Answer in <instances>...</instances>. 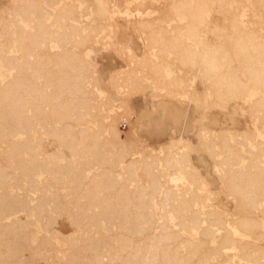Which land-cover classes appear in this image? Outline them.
<instances>
[{
	"label": "bare ground",
	"instance_id": "1",
	"mask_svg": "<svg viewBox=\"0 0 264 264\" xmlns=\"http://www.w3.org/2000/svg\"><path fill=\"white\" fill-rule=\"evenodd\" d=\"M10 1L5 8L10 17H0L5 38L0 44L6 42L0 49V264H36L52 256L62 264H264V146L255 142L264 135V35L257 33L262 25L256 32L247 29L231 11L259 7L254 13L264 23V0H160L156 7L164 8L157 17L132 19L148 35L153 63L149 54L142 56L138 65L115 72L113 82L118 89L128 87V95L158 86L160 97L150 112L107 111L102 120L100 104H111L99 93L86 50L104 27L85 21L84 0H39V6L36 0ZM135 2V9L153 7ZM44 3L55 7V16ZM112 3L116 12L123 11L120 0ZM213 13L226 15L231 29L217 46L206 44L207 35L220 27ZM173 19L179 26L169 30ZM131 61L137 64L134 57ZM142 71L147 72L139 76ZM191 78L207 83L204 93L190 88ZM202 100L220 109L242 101L254 126L212 137L204 128L197 134L200 141L190 143L182 133L189 121L177 104L194 107ZM121 119L137 123L139 132L171 134L173 128L177 135L161 153H148V144L132 130L121 136ZM46 136L57 138L60 148L44 152ZM238 138L245 140L239 142L242 148L250 145L249 155L230 146V139ZM62 147L72 151L71 159ZM191 150L216 158L213 168L228 166L219 177L223 190L210 189L212 182L193 171ZM179 179L187 185L185 193L175 188ZM204 188L210 194L200 191ZM222 191L235 201L232 212L214 203ZM56 212L72 217L76 231L65 237L52 228ZM220 230L226 252L216 241Z\"/></svg>",
	"mask_w": 264,
	"mask_h": 264
},
{
	"label": "rangeland",
	"instance_id": "2",
	"mask_svg": "<svg viewBox=\"0 0 264 264\" xmlns=\"http://www.w3.org/2000/svg\"><path fill=\"white\" fill-rule=\"evenodd\" d=\"M111 1L112 0H84V4H83L84 6H86V11H85V16H84L85 21L87 23H90L91 25L99 24L102 26V28L103 27L105 28V29L104 28L102 29L103 31H101V29H98V30H100V32L98 33L99 35L98 36H97V34L93 35L94 38L96 36L95 42L94 41H93L94 43L90 42L88 44V47L90 48V50H89V48H87V50H86L88 58L92 61L93 64H95L94 65L95 67L93 66V68L95 70L94 69L93 70H94V75L96 77L97 87L99 88V93L105 99L109 100L110 104H111V107H109L107 105L105 106L103 104V102L100 104V106L97 110L100 113V116H99L100 120L103 119V114L107 111L110 112L111 115H120L124 111V109H129V110L134 109L133 110L134 112H142L144 110L150 112L151 111L150 107L152 106V104L154 105L157 103V101L159 100V98H157V97H160L159 94L161 92L160 87H158V86L154 87L153 86L154 88L152 87V89H151L149 87L143 93H135V94L130 93L131 95H128L127 93L129 92V90H127V89H129V88L127 87V88L118 89L119 88V86L117 87L118 83L116 84V82L115 83L113 82V81L117 80V78L115 80H113L112 76L117 71H119V72L125 71L126 72L127 70L131 69L132 67L138 65L139 64L138 61H142L143 58L147 59L148 54H149L148 58H150V60H151L150 63H153L154 58H152L153 56L150 54L151 50L149 51L147 43H146V40H147L146 36H148V35L145 32L143 33L142 30H137V28L132 25V22H133V20L135 21V19L141 20V18L152 19V18L157 17L159 14L158 11L161 10L163 5H161L160 10H159V7H156V6L161 4L160 0L159 1L158 0H142L143 2L148 3V4H150V2H151V5H148V6H153V7L147 9V7L144 5L145 8L147 9V10H145V8L143 6L141 7L139 5L135 9V8H133V6L135 5L134 7H136V5H137V3L135 2L136 0H124L123 2H122V0H120L121 4H122L121 8H123L122 9L123 11L122 12H116L115 11V8H116L115 3L114 4L112 3V2H115V0H113L112 2ZM162 1H166V0H162ZM226 1H229V0H226ZM10 2H11L10 0H0V17L1 16H3V17L5 16L7 18L10 17V15L8 14V9H6L7 11L5 10L6 7H8L9 5L11 6ZM41 3L42 2L39 0H36V2H35V4L37 6L41 5ZM152 3L154 5H152ZM162 4H163V2H162ZM45 7L51 16H55L56 9H55V7H53L52 4L47 3V4H45ZM238 7L239 8L241 7V9L233 10V8H232L231 11L232 12L234 11L235 13L239 14L240 18L243 19L246 28L247 29L257 28L258 29L262 25V27H260L258 29L257 33H260V35H264L263 34L264 33V23H261L259 16L254 13V10L256 11L257 7L256 8L253 7L254 10L251 7L245 8L242 5H239ZM126 8H129V9L133 8L134 10L131 9L129 11V14H126L124 12V9H126ZM239 10H241V14L239 13ZM257 11L256 12L259 14L260 13L259 7H258ZM140 12H142V13H140ZM151 13H152V15H151ZM215 13H219V12H215ZM220 15H222V16H220ZM223 15L224 14H222V13H220V14H214L213 13L212 14V17H213L212 21L215 24H217L218 26H220L219 29L217 28V30H216V35L219 38H222V37L225 38L226 37V39L222 38V40H221L219 38L214 37V36H216V35H214L215 33L213 34L214 36L212 37V33L211 34L209 33L207 35L208 39L206 38V42H208L206 44L209 46L210 45L211 46H217L219 44V42H226L228 39L227 34L228 35L230 34L231 29L229 26L228 17L226 15H224V16ZM16 17H17V15H15V18ZM12 18H14V15L12 16ZM255 20L258 23H256ZM170 23L172 25L168 27L169 30L172 29V26L174 27L176 25L175 28L177 26H179L177 21L174 19ZM128 28L130 30H128ZM134 29L136 31H134ZM257 29H254L255 32L257 31ZM115 31H117V32H115ZM219 34L221 36H219ZM4 39L5 38H1V36H0L1 41H4ZM259 39L261 41L262 38H259ZM90 44H92V45H90ZM125 46H126V48H125ZM0 49H3V50L6 49V42L0 44ZM145 49L147 50V53H144L146 51ZM120 50H122V51H120ZM148 51H149V53H148ZM133 52H134V54H133ZM146 54H147V56H146ZM142 56H143V58H142ZM131 57L132 58L134 57V60H135V62H137V64L133 63L131 61L132 60ZM130 64H131V66H130ZM146 70H149V65H148ZM146 72L142 71L141 73H139V76H141L142 74H144ZM123 74L124 73H121L120 77L124 78L125 76L123 77ZM176 74H178V73H176ZM122 78H119V79H121L123 81ZM189 84H191L190 85L191 89H194V90L197 89L196 91H198V92H203L207 86V83L205 84V82L201 78L192 79V81H189ZM194 84L196 86L195 88H194ZM97 87H95V89H97ZM123 91L125 94L123 93ZM157 95H159V96H157ZM203 102H204V100H202L201 103H196L194 105V107L191 103H186V102H181V103L177 104L181 108V110L186 113V118L189 121L187 128H185V130L182 133H183L184 137H186L190 140V143L197 144L200 141V139L199 140L197 139L198 137L200 138V135H197V134H199L198 131H202L204 128L208 129L207 131H209L207 135L209 137H212L211 136L212 133L225 131L226 129H231L232 131L244 133V132H246V130H249L251 127L254 126V123L251 119V116H249L250 113H248L249 111H248L247 107L245 108L244 107L245 104L244 105L241 104L242 101H239L240 103H236L235 101H233V102L230 101V103L227 105L226 109H222V108L220 109V107L217 108V106H216V108H214V106L212 108L209 107L210 108L209 109L208 108L209 101L206 103L205 102L203 103ZM198 104H200L202 106L204 105V106L203 107H201L200 105L196 106ZM195 107H197V108H195ZM205 108H207V109H205ZM152 116H157V114H153ZM111 119H112V117H109V120H106V121L109 122ZM253 120H254V118H253ZM144 121H145V123H147V119H145ZM75 125L79 126V123L75 122ZM130 125H131V123L129 121L127 122L126 120L124 121V119H121L120 121H118V129L121 132V136L125 137V135L132 130V135L135 138L139 139L140 142L143 141L142 143L144 145L148 144V145H146V147L148 148V150H147L148 153H152V152L153 153L154 152L161 153L162 150L164 149L163 144L166 143L170 139L171 136L175 137L177 135V132H175L176 130L173 128L171 129V134L173 133L171 135L170 132L167 131V129L163 130L159 133H156V132L153 133L152 129H144L141 132H139L138 128L136 126L137 123L135 126L134 125L130 126ZM211 131H214V132H211ZM237 140H239V141H237ZM237 140L236 139H230V141H229L230 146H231V144H232V147L236 146L238 148V151L240 148L241 153L240 152L239 153H240V155L242 154V156L243 155H249V153L246 152V149L250 148V145L247 143L245 145V149H244L241 147L243 145V143H241V142H245V140H243L242 138H238ZM233 141H236V142H233ZM43 142H44L43 146L45 149L44 152H48V153L50 152L51 153V152L58 150V148H60L59 141L55 137L46 136L43 138ZM237 142L238 143L240 142L242 145L240 143L237 144ZM255 142L256 143L262 142V144H263L264 143V135H263V137L258 136L257 140ZM262 144H261V146H264V144L263 145ZM233 145H235V146H233ZM190 152H191L190 153V159H191L190 161L192 163V166L195 168V169L193 168V171L201 172L212 182L210 189H213L216 191L222 187L220 190H223V185H222V182H220L219 177L226 173L225 171H226V169H228L227 168L228 166L227 165H224V167L222 166V168H224L225 171L221 170L222 168L218 170L217 168H213L214 163L216 161L215 157H213V159L215 158V160L213 162V161H211L212 157L209 159L210 156L206 155V153H202V152L197 153L195 150L194 151L191 150ZM62 154L64 155V157L67 158V160H69L73 157L72 151L69 148L62 147ZM223 157H224V155H221V158L219 157V160H221ZM63 162H66V161H63ZM244 162H246V163H244ZM247 164H248V160L247 161H244V160L241 161V165H247ZM160 169H158V170L161 171L163 168L161 170ZM189 170H192V169L190 168ZM228 171H229V169H228ZM138 174H139L140 181L144 185H147L148 184L147 176L145 174L143 175V173H141V172H139ZM44 176H46V175H44ZM186 186H187L186 183L180 179L177 180L175 183V188L178 189V191L180 193H185L186 188H187ZM20 191H22V190H20ZM61 191H63V193L66 192V190H64V189ZM200 191H203L204 194H210L209 193L210 191L207 188H204L203 190H200ZM226 193L227 192L222 191V193L215 195L214 203L216 205H218L221 209L223 208V210L232 212L233 211L232 208L234 207L235 201L233 200L231 195L229 197L227 195V197H226L225 196ZM20 214H19L20 217L22 219H25L26 213L21 212ZM53 216L55 218V224H53L52 228L58 229L63 236H65V237L69 236L71 233H73V231H76V225H73L72 217L68 216L67 214H63V213L58 214V212L53 213ZM222 230H220L218 232L216 241L218 240V242H217L218 245H220V247L226 252V246L222 245L221 238H220V237H222L221 235H223V233L225 232ZM261 243L264 244V242H261ZM50 258H48L49 261L48 260H46V261L50 262V263L54 261L55 264H62L60 262L58 263L59 260L55 259L56 256L54 257L55 260L53 259V256L51 259ZM46 261L44 259H38L36 264H47ZM221 261H223V258ZM234 262H239V261H238V259H235Z\"/></svg>",
	"mask_w": 264,
	"mask_h": 264
}]
</instances>
